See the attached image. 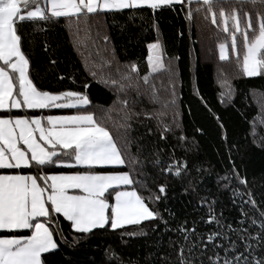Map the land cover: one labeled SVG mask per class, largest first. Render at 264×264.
<instances>
[{
	"label": "trees",
	"instance_id": "16d2710c",
	"mask_svg": "<svg viewBox=\"0 0 264 264\" xmlns=\"http://www.w3.org/2000/svg\"><path fill=\"white\" fill-rule=\"evenodd\" d=\"M221 11L236 12L241 27L247 14L253 29L257 17L264 18V4L251 0H214L210 8L183 0L155 10L142 6L16 24L36 88L78 93L89 103L10 114L93 113L125 163L81 166L73 164V149L57 146L55 163L0 168V174L40 178L120 170L130 173L129 187L156 213L115 229L110 220L85 233L50 208L49 216L33 221L46 223L57 244L42 253L43 264H264V72L244 74L238 58L243 39L236 34L235 50L233 22L224 31ZM253 35L249 31V40ZM225 41L231 50L221 60L219 44ZM155 42L167 70L150 67ZM32 232L2 229L0 237Z\"/></svg>",
	"mask_w": 264,
	"mask_h": 264
},
{
	"label": "snow or ice",
	"instance_id": "6c2138e0",
	"mask_svg": "<svg viewBox=\"0 0 264 264\" xmlns=\"http://www.w3.org/2000/svg\"><path fill=\"white\" fill-rule=\"evenodd\" d=\"M39 2L40 0H0V61L4 65L0 66V109L9 107V102L11 108L26 106L29 109L74 107L76 104L89 103L87 96L78 93L52 95L37 90L27 76L28 61L20 50V36L16 28L18 22L37 18L47 20L52 17H79L96 12L135 9L145 5L155 10L162 5L181 3L183 0H43L46 5L44 8L39 7ZM200 2L210 8L214 0ZM251 2L264 4V0ZM219 15L223 18L224 31L229 30L228 20L233 22L232 31L229 33L232 47L236 46L237 33L243 39L244 51L242 57L238 58L244 74L249 77L261 75L264 72V18L258 16L257 29H253L251 17L247 14L244 27H241L236 12L226 15L221 11ZM211 18L216 23L215 12L211 14ZM249 31L254 33L251 40ZM227 47L220 45L221 60L229 58ZM9 70L18 73V85L13 83L14 78ZM162 70L167 69L158 56L153 71ZM144 80L147 83L148 78L144 77ZM65 98H74L75 104L55 103ZM46 119L49 125L47 128L42 126L39 118H0V168L55 163L53 157L60 154L56 151L57 146L61 151L73 149L75 160L81 164L125 163L110 133L98 125L92 115L49 116ZM36 132L39 133V140ZM19 141L27 145V150L18 147ZM40 180L45 187L40 186L36 176L0 175V229H33L32 234L27 237L0 238V264H41V254L57 247L49 227L43 222L33 223L38 217L49 216L46 201L50 202L55 212L62 213L72 221L77 231L85 233L109 224V207L112 214L110 227L113 229L124 224H138L142 220L153 219L156 215L136 192H115L114 205L110 206L106 202L105 193L109 189L132 184L127 173L51 175L40 177ZM68 189H79L83 194L69 195ZM160 191H164L163 186Z\"/></svg>",
	"mask_w": 264,
	"mask_h": 264
},
{
	"label": "rangeland",
	"instance_id": "374dc122",
	"mask_svg": "<svg viewBox=\"0 0 264 264\" xmlns=\"http://www.w3.org/2000/svg\"><path fill=\"white\" fill-rule=\"evenodd\" d=\"M39 7H41V8H44V7H46V5L44 4V7L42 6V3H40L39 2ZM237 36V35H236ZM222 44H224V45H227L228 47H227V51H228V56H229V54H230V46H229V43H228V41H225V42H222V43H220L219 44V55H220V45H222ZM154 45H158V47H153ZM231 45H232V42H231ZM236 47V46H235ZM235 49V48H234ZM236 50V49H235ZM160 57L161 59H162V61H163V56H164V54H163V52H162V47H161V44L159 43V42H155V43H153V44H151L150 46H149V62H150V67H151V69L153 70V68H154V66H155V61H156V58L157 57ZM13 59H15V58H13ZM170 65H171V62L169 61V63L167 64V66L168 67H170ZM0 66H4L3 65V61H0ZM6 67V66H5ZM28 66H27V76H28ZM9 74L14 78L13 79V83L14 84H17L18 85V80L16 79V77H18V73L17 72H12L11 70H9ZM29 77V76H28ZM38 91H41V92H47V91H42V90H39V89H37ZM47 93H49V94H52V95H59V94H62V93H51V92H47ZM88 98V97H87ZM10 103L11 102H9V107H7V108H4V109H0V118H4V119H11V120H15L16 118H22V119H28V120H32V119H34V118H39V119H41V121H42V126H44L45 128H47V127H49V125H48V123H47V117H49V116H52V117H71V116H84V115H92L93 117H94V119H95V116H94V114L93 113H88V112H65V113H61L60 112V114H55V113H51V114H46V116H43V115H37V114H34V113H30V114H28V115H22V116H20V115H15V116H13L12 114H10V112H12V111H19V110H33V109H29V108H27L26 106H22L21 108H11L10 107ZM55 103H57V104H75V99L73 98V99H68V98H65V99H61V100H58V101H56ZM79 106H84V105H79V104H76V106H74V107H79ZM74 107H63V108H73L74 109ZM37 109H39V108H37ZM43 109V108H42ZM95 121H96V119H95ZM67 126H69V127H71L72 125H67ZM83 126H87V125H83ZM33 127H35L34 125H33ZM57 127H60V125H57ZM107 130V129H106ZM108 131V130H107ZM109 132V131H108ZM110 133V132H109ZM35 135H36V138H37V140H39L40 139V137H39V133L38 132H36L35 133ZM110 135H111V133H110ZM19 136V130L17 129V137ZM112 136V135H111ZM112 139L114 140V138H113V136H112ZM114 142H115V140H114ZM116 143V142H115ZM116 146H117V144H116ZM18 147H21L22 149H24V150H27V145H24L23 144V142L22 141H19V143H18ZM117 148H118V146H117ZM119 149V148H118ZM49 150H51L50 148H49ZM121 154V153H120ZM121 157H122V155H121ZM29 158H30V155H29ZM123 158V157H122ZM68 163H65V165H67ZM73 164H77V165H88V164H81V163H78L77 161H75V163H73ZM72 164V165H73ZM103 165H109V166H120V165H122V164H93V165H89V166H103ZM21 168V167H20ZM120 173H127V172H123V171H120V170H115V171H113V172H103V171H83V172H73V173H52V174H50L49 176H51V175H67V176H71V175H87V174H120ZM127 174H129V176H130V178L132 179V182H133V178L131 177V175H130V173H127ZM0 175H20V174H17V173H10V174H0ZM30 176H36V175H33V174H31ZM37 177V176H36ZM38 178V177H37ZM38 183L40 184V186L41 187H45V184H43L42 182H41V180H40V178H38ZM51 183V181H49V184ZM68 191V194L69 195H81V194H83L82 192H81V190H79V189H68L67 190ZM119 191H125V192H136L137 193V195L141 198V200L143 201V199H142V197H141V195H140V193L137 191V189H135V188H131V187H129V185H119V186H116L114 189H109V191H108V193L110 194V196H107V194L108 193H105V199H106V202L111 206V205H114V203H115V200H114V196H115V192H119ZM47 195V194H46ZM144 202V201H143ZM46 204H48V206H49V213H50V208H52L51 207V204H50V202H48V201H46ZM144 204L146 205V203L144 202ZM147 207H148V209L151 211V212H153V213H155L148 205H146ZM53 209V208H52ZM156 214V213H155ZM107 215L110 217V219H109V221L111 220V207H109V209L107 210ZM156 216V215H155ZM146 220V219H145ZM142 221H144V220H142ZM44 223V222H43ZM46 224V223H45ZM74 225V224H73ZM124 225H129V224H124ZM123 225V226H124ZM46 226H48L47 224H46ZM49 227V226H48ZM75 228V227H74ZM49 229H50V227H49ZM50 231H51V229H50ZM53 234V233H52ZM13 237H19V236H13ZM7 238H9V237H7ZM53 239H54V235H53ZM54 241H55V239H54ZM55 243H56V241H55ZM52 250V249H51ZM50 251V250H49ZM41 264H43L42 263V254H41Z\"/></svg>",
	"mask_w": 264,
	"mask_h": 264
},
{
	"label": "crops",
	"instance_id": "0c3cea01",
	"mask_svg": "<svg viewBox=\"0 0 264 264\" xmlns=\"http://www.w3.org/2000/svg\"><path fill=\"white\" fill-rule=\"evenodd\" d=\"M41 3H42V6L44 7V3L43 2H41ZM67 165H70V164L68 163ZM81 166H85V165H81ZM86 166H89V165H86ZM103 166H109V165H103ZM20 175H23V174H20ZM0 230H2V229H0ZM0 238H7V237H0Z\"/></svg>",
	"mask_w": 264,
	"mask_h": 264
}]
</instances>
